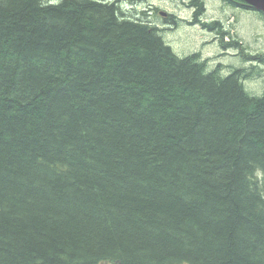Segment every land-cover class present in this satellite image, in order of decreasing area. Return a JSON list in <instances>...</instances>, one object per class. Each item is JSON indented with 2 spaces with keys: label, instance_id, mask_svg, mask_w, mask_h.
Segmentation results:
<instances>
[{
  "label": "trees",
  "instance_id": "16d2710c",
  "mask_svg": "<svg viewBox=\"0 0 264 264\" xmlns=\"http://www.w3.org/2000/svg\"><path fill=\"white\" fill-rule=\"evenodd\" d=\"M224 70L115 2L0 0V264H264V92Z\"/></svg>",
  "mask_w": 264,
  "mask_h": 264
},
{
  "label": "rangeland",
  "instance_id": "374dc122",
  "mask_svg": "<svg viewBox=\"0 0 264 264\" xmlns=\"http://www.w3.org/2000/svg\"><path fill=\"white\" fill-rule=\"evenodd\" d=\"M185 4H188V0H148L135 4L122 1L119 8L127 18L141 20L160 28L164 42L179 57L196 52L206 60L209 71L219 67L222 75L226 72L224 67L227 65L237 67V52L223 47L224 41L231 37H224L223 41L215 31L203 29L193 20L194 9L186 7ZM205 6L206 11L200 18L202 22L220 20L231 36L238 42L241 41V47L255 46L264 52V20L237 7L232 8L224 4L223 0H205ZM161 13L174 16L176 25L169 24L172 17H164ZM245 87L252 95H261L264 92L261 77H256L252 82L245 80Z\"/></svg>",
  "mask_w": 264,
  "mask_h": 264
},
{
  "label": "flooded vegetation",
  "instance_id": "af4514ba",
  "mask_svg": "<svg viewBox=\"0 0 264 264\" xmlns=\"http://www.w3.org/2000/svg\"><path fill=\"white\" fill-rule=\"evenodd\" d=\"M102 2H115L120 3L122 0H99ZM130 3L144 2L147 0H126ZM232 2V1H230ZM232 4L235 7L242 9L250 14H254L255 17L264 20V16L255 12L252 9L246 8L241 2L234 0ZM239 4V5H237ZM237 38L238 35H237ZM241 41L237 43V72L238 77L241 79L242 86L245 87V80L252 82L256 77H261V81L264 83V52L259 51L255 46L241 47ZM249 75V76H248ZM246 88V87H245Z\"/></svg>",
  "mask_w": 264,
  "mask_h": 264
},
{
  "label": "bare ground",
  "instance_id": "6f19581e",
  "mask_svg": "<svg viewBox=\"0 0 264 264\" xmlns=\"http://www.w3.org/2000/svg\"><path fill=\"white\" fill-rule=\"evenodd\" d=\"M122 1H123V0H122ZM122 1H121V2H122ZM147 1H148V0H147ZM147 1H144V2H147ZM242 1H243V0H241V1L239 0V2H241V4L244 5L246 8L252 9L251 7H248L247 5H245ZM125 2H128V1H125ZM144 2H143V3H144ZM203 2H204V3H203V6H204V8H205V7H206V6H205V1H203ZM232 2H234V1H232ZM137 3H138V2H137ZM140 3H142V2H140ZM223 3H224V4H227L228 6H230V7H232V8L235 7V5L232 4L231 2H230L231 4L228 3V0H223ZM118 4H119V3H118ZM131 4H133V3H131ZM134 4H135V3H134ZM237 5H239V4H237ZM185 6L188 7L187 4H185ZM205 11H206V10H204V13H205ZM161 15L164 16V17H167V18H171V17H172V20H170V23H169V24L176 25V23H174V20H175V19L173 18L174 16H170L169 14H166V13H161ZM202 17H203V16H202ZM212 21H218V22L220 23V27H221V29H222V32H229V30H227V29L223 26V24L221 23L220 20L213 19V20H211V21H209V22H212ZM216 34L218 35L217 32H216ZM218 36H219V35H218ZM229 36L231 37V39H229V40H227V41H224V37L228 38ZM224 37H223V41H224V43H226V42H230V41H232V40H235L234 37H233V35L231 36L230 32H229L228 35H225ZM237 43H239L238 40H237ZM223 47H224V45H223ZM225 49H227V48H225ZM201 59H202V58H201ZM202 60H204V59H202ZM218 66H220V65H218Z\"/></svg>",
  "mask_w": 264,
  "mask_h": 264
},
{
  "label": "water",
  "instance_id": "95a60500",
  "mask_svg": "<svg viewBox=\"0 0 264 264\" xmlns=\"http://www.w3.org/2000/svg\"><path fill=\"white\" fill-rule=\"evenodd\" d=\"M242 2L254 10L264 13V0H243Z\"/></svg>",
  "mask_w": 264,
  "mask_h": 264
}]
</instances>
